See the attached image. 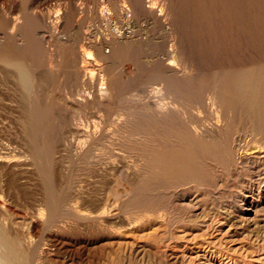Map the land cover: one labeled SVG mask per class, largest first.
<instances>
[{
  "label": "rangeland",
  "instance_id": "rangeland-1",
  "mask_svg": "<svg viewBox=\"0 0 264 264\" xmlns=\"http://www.w3.org/2000/svg\"><path fill=\"white\" fill-rule=\"evenodd\" d=\"M204 1L206 4L200 15L205 16H200L198 19H195L191 13L188 0H179L178 3L181 4L177 3L179 11L176 18V21L177 19L179 21L177 27L180 31L187 30L185 35L183 31L179 34V37H182L179 38V42L183 39V43L181 42L183 45L180 43V46L182 45L184 60L192 59L195 70L192 78L213 75L214 66L216 68L214 75L224 71L231 73L234 70H249L248 67L250 70H254V67L262 69L264 67V60H261L264 59V0H250L251 5L248 9L241 8L244 11L236 13L229 11L228 7L237 0H218L219 3L217 0H209V3L208 0ZM36 2L40 9L48 5L39 0ZM81 3L84 4L83 8L86 11L91 10L93 16L100 9H108L106 5L102 7L99 3H95V0H82ZM180 11H183V14ZM106 12L107 10L103 11V14ZM257 12L262 13L260 21L255 17ZM228 13L229 16H226ZM182 15L186 21L181 20ZM189 15L194 18L190 16L188 19ZM90 19L85 22L86 30L96 37L104 33V24L99 15ZM112 19H109L111 28L122 24ZM193 21L195 24L192 23ZM128 23L131 30L140 33L143 37L148 32L151 34V21L148 18L139 17L132 22L129 20ZM149 34L147 36L151 40L152 36ZM157 36L153 37L155 38L153 43L156 45L153 43L143 45L146 49L139 47L137 52H133L137 55L132 56L137 59L133 62H124L122 76L117 73L118 77H122L120 80H123V83L121 82L123 93L112 104V109L103 106L105 110L102 106L94 104L91 110L89 108L84 112L78 111L76 105L75 107L73 103H69L73 107H69L70 109L67 107L69 111L66 114L74 115L77 122L83 125L90 123L87 125L91 126V122L96 120L99 126L105 125L109 133L107 137L97 133L94 141L89 140L83 151L86 152L85 155L78 154L80 149L76 142L65 150L56 146L49 154L50 160L47 165L49 182L59 204L55 214L46 202L40 171L32 159L29 141L23 136L25 118L22 116L24 106L20 92L15 90L17 86L14 79L0 66V141L5 148L3 150L5 157H9L7 159L9 163L5 162L0 166V223L2 222L10 237L14 235L19 243L20 253L27 256L31 264H220V262L225 264L226 255L221 258L216 252L218 249L222 252L227 250L229 256H233V263L229 264H244L242 260H246L247 264L250 261L252 264H264L263 166L250 169L255 174L253 179L246 177L238 183L230 181L223 187L219 183L214 190L200 186L201 191H198V194H190L191 196L187 195L179 200L175 197L171 198L170 193L163 195L157 194V191L150 194L146 192L142 119L145 115L143 108L147 102L146 97L149 95L147 91H150L149 85L155 84L154 87L161 89L157 95L149 97L154 103L165 104L171 99L181 98L180 101L182 97L185 98L177 89H173L169 75L166 76L160 69L153 68L156 66L154 62H158L161 58V61H165V57L168 58L166 53L170 48L160 36ZM168 59L176 62L173 57ZM168 59L166 62H169ZM227 59L229 63L225 61ZM25 62L29 63L28 60ZM147 62H153V65ZM176 63L181 66L180 62ZM202 63L208 64V67L202 66ZM221 63H226L229 67H226V64L222 66ZM209 64L210 67L214 65L212 69ZM199 65L200 68H207L212 72L201 70L197 67ZM242 66L246 68L243 69ZM153 69L156 72H152ZM218 69L220 70L217 72ZM169 79L172 83L168 81ZM149 81L151 83H148ZM55 82L43 93L45 98H42V95L41 99L44 102L42 100L39 102L40 106L43 105L41 107L45 108L43 110L51 109L47 111L46 121L50 119L51 122L50 120L48 122L52 126H55L54 123L57 125L59 118H62L64 112L62 110L65 107L63 105L70 93L62 81ZM60 83L69 93L67 90L64 92L63 88L61 90ZM123 87L127 88L123 89ZM117 120L119 123L115 122ZM100 130L102 131V128ZM234 153L235 161L239 159V162L240 158H244L245 163L251 162L253 165L264 163V154ZM198 188L189 190L193 192ZM145 212H158L161 217L163 215V220L152 218L153 221L149 218V224L147 218H141L142 213ZM261 247L262 254L257 252L256 255V249ZM253 250L254 254L251 252Z\"/></svg>",
  "mask_w": 264,
  "mask_h": 264
},
{
  "label": "bare ground",
  "instance_id": "bare-ground-1",
  "mask_svg": "<svg viewBox=\"0 0 264 264\" xmlns=\"http://www.w3.org/2000/svg\"><path fill=\"white\" fill-rule=\"evenodd\" d=\"M35 1L0 0V42H2L0 44V66L7 71L6 74H9L14 79L17 86L15 90H19L20 92L21 102L24 106V115L22 116L25 118V126H23L25 128L24 132L22 131L25 135L23 136L29 141L31 156L40 171L47 197L46 202L51 206L52 213L55 214L58 211L59 204L53 195V189L49 182L47 169L48 160H50L49 154L52 153L56 146L61 150L63 148L65 150L68 146H72L74 142L79 146L80 150L78 154H82L87 142L89 140L94 141L97 133L102 134L101 136L104 137H107V133H109L106 130L107 127L105 125L99 126L96 120L91 122V126L87 125L90 123L83 125L77 122L74 115L66 114L70 109L69 107H73L69 103H73L74 106L76 105L78 111L84 112L89 108L91 110L94 104H98L102 108L103 106L108 109L111 108L112 104L119 98V95L123 93L121 88L123 80L121 81L120 77L124 72V62H133L134 59H137L132 57L133 55L134 57L137 55L133 52H137L139 47H144L143 45L153 43L155 39L153 37L157 35L170 47L166 56L168 58L173 57L176 62L181 63V66L173 61V59V62H171L165 57V61H161V58L160 60L158 59V62H154V66H156L153 68L160 69L166 76L169 75L173 85L170 84L172 83L170 79L168 80L169 84L173 86V89H177L178 93L185 96V98L181 96L182 100L179 101L181 98L178 100L171 99V101L165 104H161V102L154 103L150 101L151 98L149 99V97L157 95L161 89L159 88L158 90L154 87L156 86L155 84L149 85L150 89L148 90L150 91H147L149 95L146 97L147 102L144 105L145 108H143V110L145 109V115L142 119L145 180H147L146 192L150 194L157 191V194L163 195L170 193L172 195L171 198L175 197L179 200L190 194H198V191H201L199 190L200 186L205 189L213 188L214 190L219 183L223 187V185H226L230 181L238 183L245 180L246 177L253 179L255 174L250 169L254 167L263 166L262 170L264 171V163H254L255 165H253L251 162L245 163L243 161L244 158H240L241 161L239 162V159L235 161L236 159L234 158V152L242 155L264 154V67L262 69H255L254 67V70H250L248 67L249 70L240 69L234 70L231 73L224 71V73L214 75L216 68L213 65V70L215 69L214 73L211 70L213 75H208L205 72L207 75L195 79L192 78V74L195 71L192 59L186 58L184 60V52H182L181 47L183 39L179 42V38H182L179 37V34L183 31L178 29V19L176 21V18H178L177 12H179L177 8L179 0H95V3H99L100 6L106 5L108 7V9L104 7L108 14L106 12L104 15L103 11L105 10L100 9V11L98 10L99 14L97 12L95 16L91 14L90 9L88 12V10L86 11L83 8L84 4L82 5V0H39L41 3H48L43 9H40V6L37 5L38 1L36 3ZM217 2L219 3L218 0ZM188 3L190 5L189 8L192 9L191 13L195 19H198L205 7V1L188 0ZM250 5V0H242V2L237 0V2L229 4L228 10L233 13L241 12L244 11L242 9H248ZM183 11L180 12L183 14ZM260 12L255 14L258 21L261 19L262 13L260 14ZM185 13L190 14V12ZM226 13L227 10L225 11ZM97 14L104 24V33L98 37L90 34L85 28L87 26L85 24L86 20L98 16ZM191 15H189L188 19ZM226 16H229V13ZM139 17L150 19L151 34L149 32L148 34L152 36L151 40L148 38V34L143 37L140 33L131 30L128 21L131 20L132 22L133 19ZM112 18L122 22L119 27L117 26L118 29L117 27L111 28L109 26V21L113 20ZM182 19L184 20L185 18L183 17ZM232 20L234 21V19ZM260 24L262 25L261 22ZM186 32L187 30L184 32V35ZM180 43L182 44L181 46ZM187 52L185 53L187 54ZM167 59L169 62H166ZM27 60L29 63L25 62ZM261 60L264 59L261 58ZM225 61H228V59ZM152 63L151 66L153 65ZM204 63H202V66L205 65ZM226 63H221V65L225 66L224 64ZM254 64L256 63L254 62ZM207 65L205 67H208ZM232 65L230 64V66ZM197 67L200 68V65ZM212 67L210 68L212 69ZM226 67L229 66L226 64ZM154 69L151 71L154 72ZM200 69L204 71L208 70L202 67ZM227 69L230 70L231 68ZM117 73L121 76L118 77ZM156 79L159 80L157 77ZM54 81L57 83L62 81L65 85L64 87L68 88L70 93L60 83L62 86L61 90L62 88L63 91L67 90L69 96L65 97L62 118H59L60 120L57 119V125L54 123L56 120H54L55 126H52L48 122L50 119L46 121L48 112L51 109L43 110L45 108H42L41 106L43 105L40 106L39 102H41L40 100L43 101L41 99L43 93L51 87ZM148 83H151V81ZM126 88L123 87V89ZM44 95L42 98H45ZM143 98L142 100H144ZM52 108L54 109V107ZM77 110H75L76 113ZM165 111L167 112L165 113ZM115 122L119 123L118 120ZM214 126H218L217 129ZM100 128H102V131ZM58 132L60 133L57 134ZM1 142L0 166L5 162L6 164L9 163V160L7 161L9 157H5L3 153L5 148L2 147ZM86 150L88 151L89 149ZM85 153L83 154L85 155ZM204 174H206V177ZM204 177L208 178L205 179ZM194 187L199 188L190 192L189 189L192 188L193 190ZM151 212L142 213L141 218L145 217L148 220L149 218H158L159 220L163 217L158 212ZM1 223L0 264H31L29 258L20 253L17 239L13 237L14 235L10 237ZM9 232L11 231L9 230ZM218 250L216 252L221 258L226 255L224 260H227V262L225 264L233 263V256H229L230 254L226 252L227 250L225 252ZM254 250L251 251L253 254L255 253ZM262 250V247L256 249V255L257 252L261 253ZM242 261L244 264L248 263L246 260ZM220 264H223V262H220ZM249 264H252L251 261Z\"/></svg>",
  "mask_w": 264,
  "mask_h": 264
}]
</instances>
